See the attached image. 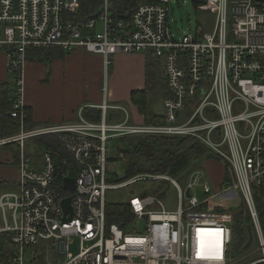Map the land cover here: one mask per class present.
Here are the masks:
<instances>
[{
	"label": "built area",
	"instance_id": "built-area-1",
	"mask_svg": "<svg viewBox=\"0 0 264 264\" xmlns=\"http://www.w3.org/2000/svg\"><path fill=\"white\" fill-rule=\"evenodd\" d=\"M168 4L142 2L123 20L114 16L110 0L93 18L82 17L81 0H0V51L16 84L10 115L21 128L0 138V147L17 143L21 148L18 183L0 195V235H10L13 245L1 264H38L45 249L67 255L64 264H264V224L257 202L264 201V0H205L198 8L211 12V25L199 24L196 32L179 38L171 30ZM52 48L102 55L106 74L115 55L150 50L168 83L166 123L136 124L128 117L111 122L108 110L117 106L104 100L93 107L101 110L100 121L82 113L73 122L30 128L24 66L30 53ZM138 134L196 139L207 147L208 158L225 165L229 180L215 192L205 184L206 196L200 200L192 193L195 183L205 181L200 169L187 177L185 187L180 177L164 173L124 179L119 167L124 158H112L108 142ZM47 137L56 138L69 156L65 167L72 161L79 169L74 192L64 189L71 175L68 170L60 174L61 165L50 151L43 152L40 167L25 151L26 141ZM145 181L159 183L155 193L133 194L125 202L131 217L110 222L108 191ZM165 183L178 192L174 209L165 204ZM70 196L71 220L62 204ZM242 204L254 229L252 246L239 257L231 246L234 210ZM74 237L81 240L76 255L70 252Z\"/></svg>",
	"mask_w": 264,
	"mask_h": 264
},
{
	"label": "crops",
	"instance_id": "crops-1",
	"mask_svg": "<svg viewBox=\"0 0 264 264\" xmlns=\"http://www.w3.org/2000/svg\"><path fill=\"white\" fill-rule=\"evenodd\" d=\"M51 50L55 57L50 63L28 59L24 66L23 100L25 106L31 109L30 128L76 121L85 108L93 109L104 100L117 106L108 110L111 122H121L128 117L131 123L144 124V116L132 103L131 95L133 91L143 90L146 86V52L115 55L106 74L102 55L89 53L82 48L72 53H65L59 48ZM10 75L7 56L0 51V99L4 97L5 90V86L1 84L9 83ZM106 84L107 95L104 93ZM11 91L15 98L14 90ZM4 137L8 136L0 138ZM26 146L27 144L25 151L29 155L34 153V149L29 152ZM20 154L21 148L17 143L0 147V195L13 190L18 183L21 172ZM224 168L222 182L227 172L225 165ZM8 217L10 220V213ZM3 224L0 214V225Z\"/></svg>",
	"mask_w": 264,
	"mask_h": 264
},
{
	"label": "trees",
	"instance_id": "trees-1",
	"mask_svg": "<svg viewBox=\"0 0 264 264\" xmlns=\"http://www.w3.org/2000/svg\"><path fill=\"white\" fill-rule=\"evenodd\" d=\"M112 11L116 18L130 19L135 9L142 2H152L154 0H110ZM104 0H81V15L85 18L97 17L101 10ZM55 57L53 50L34 51L30 53L28 59L50 63ZM146 86L143 90L132 92V103L138 108L141 115L144 116L146 125L165 124V118L152 110V105L159 98L165 99L169 95L167 79L161 75V63L150 50L146 52ZM5 86L4 97L0 99V137L9 136L20 132V121L10 115L13 106V91L9 83L1 84ZM8 85V87H7ZM28 116L26 123L32 127L31 109L26 107ZM84 116L93 121L101 120V110L85 108ZM109 117V121H111ZM56 138H39L38 144L42 150L50 151L54 161L61 165L60 174L63 171H69L72 178L79 175V169L70 161L69 167H65L63 160L69 156L57 146ZM118 140L125 144L124 148H118L119 153H124L129 160L125 163V178L129 179L139 173H164L173 177H180L185 171L192 159L202 160L208 158L207 147L191 137L168 136V135H150L138 134L119 137ZM199 162V161H198ZM122 179V180H124ZM180 179H182L180 177ZM63 177L61 178V182ZM229 180L226 172L225 182ZM1 186V183H0ZM258 206L261 211V221L264 224V201L258 200ZM109 221L128 220L131 217L129 204H111L108 207ZM254 229V225L244 204L234 210L233 224V242L232 253L234 256H240L247 252L244 246L248 242V228ZM41 246H36L38 251ZM13 251L11 237L8 234L0 236V264L5 262ZM45 255H39L38 264H43Z\"/></svg>",
	"mask_w": 264,
	"mask_h": 264
},
{
	"label": "rangeland",
	"instance_id": "rangeland-1",
	"mask_svg": "<svg viewBox=\"0 0 264 264\" xmlns=\"http://www.w3.org/2000/svg\"><path fill=\"white\" fill-rule=\"evenodd\" d=\"M205 0H169V22L171 24V30L175 34L176 38L182 36V34L189 33V32H196L197 27L199 24L209 26L211 25L213 16L209 11H202L198 8V5ZM99 30H102V24H99ZM161 75H164L163 67H161ZM9 86L12 90L15 91L16 84L14 76L11 74L9 76ZM164 100L159 98L155 101L152 105V110L158 114L164 113L163 108ZM126 107L128 105L124 103ZM54 138V137H51ZM38 139H30L26 141L27 150L32 152L31 150L34 149V153H30L33 158V165L34 166H41L43 163V150L38 144ZM57 142V146L59 147V143ZM108 147L110 148V156L114 159L119 157H123L122 163L119 165L120 168L125 167V162L129 160L128 156L124 153H119L118 148H124L125 144L121 143L118 138L111 139L108 142ZM60 148V147H59ZM61 150V149H60ZM125 160V161H124ZM199 161V162H198ZM202 170L205 175V181L202 183H195L192 187V193L194 196L198 197L200 200L205 198L204 193V185L206 184L209 186L214 192L219 188L221 185L223 176L225 174V168L222 162L215 159L210 158H202L200 160L192 159L188 168L180 174L182 179H179V182L183 187L187 184V177L193 172V170ZM121 172V171H120ZM159 183L145 181V182H138L136 184H132L130 186L116 188L108 191L107 193V201L111 204H118V203H125L128 202L130 197L137 192H149L155 193L157 190ZM164 188L166 189L165 195V204L168 208L174 209L175 205L177 204V190L171 183H165ZM253 243V242H252ZM257 242L254 241V246ZM46 245V243H45ZM80 245L81 240L77 237L72 238L70 241V252L73 255H76L80 252ZM252 246V245H251ZM253 250V249H252ZM45 251H47L45 249ZM45 251H42L40 255H45ZM47 254L43 261V264H64L67 260V255H61L58 249H51ZM249 252V251H248ZM245 254V253H244ZM242 254V255H244ZM241 257V255L239 256ZM259 257L258 254H254L251 258Z\"/></svg>",
	"mask_w": 264,
	"mask_h": 264
},
{
	"label": "water",
	"instance_id": "water-1",
	"mask_svg": "<svg viewBox=\"0 0 264 264\" xmlns=\"http://www.w3.org/2000/svg\"><path fill=\"white\" fill-rule=\"evenodd\" d=\"M177 114H179V113H177ZM76 187H77V183H76L75 178H71V177L65 178V180H64V189L65 190H69L71 192H74L76 190ZM190 195H191L190 189H187V196L190 197ZM62 204H63L65 216L67 214H70L71 215L70 220H71L73 217L72 197L70 196V197L65 198L63 200ZM65 219H66V217H65ZM248 234H249V239H248V242L246 243V245L244 246L245 250L249 249L250 246L252 245V242H253V231H252L251 227L248 228Z\"/></svg>",
	"mask_w": 264,
	"mask_h": 264
},
{
	"label": "bare ground",
	"instance_id": "bare-ground-1",
	"mask_svg": "<svg viewBox=\"0 0 264 264\" xmlns=\"http://www.w3.org/2000/svg\"><path fill=\"white\" fill-rule=\"evenodd\" d=\"M208 234H209V233H208ZM208 234H207V235H208ZM205 240H206V239H205V238H203V239H202V242H203V241L205 242ZM204 244H207V245H209V243H208V242H205Z\"/></svg>",
	"mask_w": 264,
	"mask_h": 264
}]
</instances>
